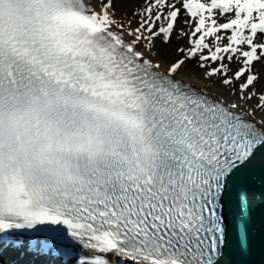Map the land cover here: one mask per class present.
Instances as JSON below:
<instances>
[{
  "label": "snow or ice",
  "instance_id": "obj_1",
  "mask_svg": "<svg viewBox=\"0 0 264 264\" xmlns=\"http://www.w3.org/2000/svg\"><path fill=\"white\" fill-rule=\"evenodd\" d=\"M130 2L0 0V256L227 264L264 205V0Z\"/></svg>",
  "mask_w": 264,
  "mask_h": 264
},
{
  "label": "water",
  "instance_id": "obj_2",
  "mask_svg": "<svg viewBox=\"0 0 264 264\" xmlns=\"http://www.w3.org/2000/svg\"><path fill=\"white\" fill-rule=\"evenodd\" d=\"M243 189L257 192L264 200V160L257 159L239 171L233 179V192ZM230 249L227 264H264V205L242 214L238 207L229 211Z\"/></svg>",
  "mask_w": 264,
  "mask_h": 264
},
{
  "label": "bare ground",
  "instance_id": "obj_3",
  "mask_svg": "<svg viewBox=\"0 0 264 264\" xmlns=\"http://www.w3.org/2000/svg\"><path fill=\"white\" fill-rule=\"evenodd\" d=\"M116 4L118 11H122L125 8H127L128 11H131L132 3L130 2V0H116ZM181 19H183V17H181ZM233 67H235V65H233ZM183 79L186 83L188 82L193 84L194 86H200L199 82L191 76L183 77Z\"/></svg>",
  "mask_w": 264,
  "mask_h": 264
}]
</instances>
